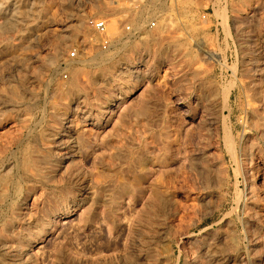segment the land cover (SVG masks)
I'll return each instance as SVG.
<instances>
[{
	"label": "rangeland",
	"instance_id": "374dc122",
	"mask_svg": "<svg viewBox=\"0 0 264 264\" xmlns=\"http://www.w3.org/2000/svg\"><path fill=\"white\" fill-rule=\"evenodd\" d=\"M185 1L0 0V264H264V0Z\"/></svg>",
	"mask_w": 264,
	"mask_h": 264
},
{
	"label": "built area",
	"instance_id": "2783aa9c",
	"mask_svg": "<svg viewBox=\"0 0 264 264\" xmlns=\"http://www.w3.org/2000/svg\"><path fill=\"white\" fill-rule=\"evenodd\" d=\"M112 3H119L120 0H108ZM176 0L155 1L152 0H127V12H144L145 20H138L132 23L127 17L121 21L120 33L118 37H111L107 31L106 19L90 18L88 25L92 28L98 45L103 53L109 52L117 44H127L135 41L144 31L155 29L158 22H163V15L168 12L167 7L172 6ZM157 6V7H155ZM163 18V19H162Z\"/></svg>",
	"mask_w": 264,
	"mask_h": 264
},
{
	"label": "bare ground",
	"instance_id": "6f19581e",
	"mask_svg": "<svg viewBox=\"0 0 264 264\" xmlns=\"http://www.w3.org/2000/svg\"><path fill=\"white\" fill-rule=\"evenodd\" d=\"M177 1V0H176ZM176 1L173 3V5H174V7L176 8ZM193 2V0H186L185 1V6H186V4H188V3H192ZM184 4V3H183ZM107 5V4H106ZM118 4H116V6H117ZM120 6V5H119ZM180 7V6H179ZM108 8V7H107ZM115 8V7H114ZM170 10V9H169ZM170 12H172L171 10H170ZM183 14V13H182ZM188 14V13H187ZM179 15V14H178ZM170 16V15H169ZM173 16V15H172ZM172 16H170V17H172ZM176 16H177V13H176ZM175 17V16H174ZM182 17V16H181ZM180 17V18H181ZM176 19H179V18H177V17H175ZM84 19V18H83ZM83 19L81 20V18L78 20V25L77 26H81V21H83ZM185 19V18H184ZM181 20V19H180ZM112 24V23H111ZM110 25V24H109ZM113 25V24H112ZM111 25V27H113ZM70 27V26H69ZM162 29V28H161ZM69 32V31H68ZM94 57H91V58H89L88 60H87V62H85L86 64L88 63V64H94V62L96 61H94V59H93ZM94 61V62H93ZM100 61V60H99ZM95 63H97V61L95 62ZM99 63V62H98ZM95 65V64H94ZM99 65V64H98ZM135 91H136V87L134 86V85H130V87L126 90V95L124 96V98H130L132 95H134V93H135ZM67 122V121H66ZM65 122V123H66ZM91 125V124H90ZM100 125V124H99ZM92 126H95V124L93 125L92 124ZM67 128H69V125L68 126H63L60 130H59V132H65V129H66V131H67ZM69 132V134H70V132L71 131H68ZM65 133H67V132H65ZM64 133V134H65ZM58 134V137H56L57 139H58V141L57 142H55L56 144V146H57V148H58V150L61 152L62 150H65L64 151V153H62L61 155L63 156V158H62V163L63 162H66L67 160L69 161L70 159H71V157H73V153L75 152V150H76V147L74 146V143H76V142H72V141H69V142H66V143H68V144H64V141H62V139L60 138V137H62V135H59V133H57ZM23 151V150H22ZM63 152V151H62ZM26 157H27V155H26ZM24 159H25V156H24ZM27 159V158H26ZM26 162V161H25ZM21 163V162H20ZM36 163V162H35ZM23 165V164H22ZM59 165V164H58ZM26 166V165H25ZM29 167V166H28ZM32 169V168H31ZM39 170H41V168H39ZM38 170V171H39ZM44 170V169H43ZM45 171V170H44ZM33 173H34V171H32ZM39 173V172H38ZM42 173V172H41ZM35 174V173H34ZM36 175V174H35ZM43 175V174H42ZM44 176H47L46 174L44 175ZM34 177H36V176H34ZM38 178L40 177V176H37ZM48 178V177H47ZM8 182V181H7ZM7 184V183H6ZM4 185V184H3ZM2 185V186H3ZM10 185V184H9ZM6 188V187H5ZM9 188V187H8ZM79 192V194H78V197H82V195L83 194H85V197H83V198H78V200H77V198H76V200L77 201H74V202H72V203H74L73 205L75 206V205H77V204H79L80 202H85V200L86 199H88L87 198V195L89 194H91V191H90V189L89 188H86L85 186H83V187H81L80 188V190L78 191ZM3 194V193H2ZM1 194V195H2ZM4 196V195H3ZM24 201V200H23ZM34 201V200H33ZM18 204V203H17ZM82 204V203H81ZM27 206H26V204H25V202H21V204L19 203V207L17 208V213H18V215L17 216H23V214H25L26 213V210H27V208H26ZM6 210V209H5ZM66 213H68V212H66ZM27 214V213H26ZM44 226V225H43ZM44 228V227H43ZM45 228H46V226H45ZM39 230V229H41V227L39 228V227H37L36 226V230ZM8 230V229H7ZM40 231H42V230H40ZM44 231V230H43ZM41 233V232H40ZM23 256H26V255H23ZM23 256L21 257V255H20V258H18V259H16V261H18L19 263H21V260H22V258H23ZM27 257V256H26ZM23 263V262H22ZM21 263V264H22Z\"/></svg>",
	"mask_w": 264,
	"mask_h": 264
}]
</instances>
